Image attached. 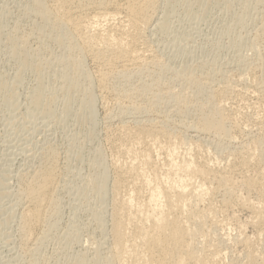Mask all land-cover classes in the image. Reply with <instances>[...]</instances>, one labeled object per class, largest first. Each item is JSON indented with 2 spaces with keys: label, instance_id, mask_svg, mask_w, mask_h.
I'll return each mask as SVG.
<instances>
[{
  "label": "rangeland",
  "instance_id": "rangeland-1",
  "mask_svg": "<svg viewBox=\"0 0 264 264\" xmlns=\"http://www.w3.org/2000/svg\"><path fill=\"white\" fill-rule=\"evenodd\" d=\"M28 1L31 0H0V76L5 78L9 85L19 78L14 89L13 106L11 107L4 99H0V180L3 182L2 189H0V211L4 212V215L0 216V223L2 222L0 224V264H33L36 259V264H100L106 256H109L113 246V234H111L113 221L111 219H113L116 201L120 198L132 199L135 195V198L139 196L135 200L132 199L135 204L146 205L149 198L147 195L150 196L151 191L148 187L151 186L152 189L154 186L155 188L161 186L160 189L168 190L171 189L170 183L173 179L175 184L179 181L187 182L188 176L177 172L178 165L182 166L183 163H189L192 166L207 165L216 173L230 171V175H234L233 180L237 181L234 187L232 186L233 193L226 188L227 192H224L226 190L215 182L206 186L207 189L209 188L206 190L208 193L205 192L202 197L205 202H201L198 209L207 219L204 218L205 221L203 220L200 224L203 225L202 227L199 225L201 231L196 225L200 233L195 237L194 246L197 247L198 253H204L203 256L199 255L209 262H206L207 264H248L250 256L258 264L261 260H263L261 264H264V234L258 232L251 224L253 222L252 209L249 206H247L249 208L243 206L244 202H249L258 209H263L264 190L261 191L262 193L248 192L243 187L242 181L244 180L240 179V177L246 179V176L256 177L257 182H262L259 185H263L264 188V161H262L264 158L261 161H253L254 164L252 162L253 165L249 170L241 166V160H234L236 156L240 157L244 153L245 149L242 148L248 146L249 149L253 148L258 151L254 152L256 156H264V102L262 101L264 100L262 87L264 82V0H159L151 22L141 27L134 45L135 49L138 48L137 51L140 53L143 51L142 53L147 58L145 61L148 66L150 65L140 76L138 74L126 80L114 76L108 83L109 87L106 86L107 88L103 89L98 83V66L88 56L83 57V68L85 69L83 70L87 71L93 79L92 81L90 78V84L92 83L94 89L91 86L96 103L92 115L79 110V102L84 98L81 92L83 98L79 93H75L76 102L71 113H64L67 96L62 92L59 80L61 64H57L63 50L56 43L47 42L45 37L33 32L38 20L28 14L27 3H30ZM120 23V19H114L109 23L110 25L103 23L100 30L106 32L108 26L118 28L122 25ZM15 35L17 37L19 35L29 36L26 50H29L31 54L33 52L32 55H36L37 61L39 58L42 59V65L47 62L51 63L45 64L46 68L43 67L44 85L47 90L46 99L52 96L55 99L50 114L41 109H34L31 104L30 96L40 86L39 77H36L37 74L32 70L20 68L18 62L14 60L10 41L15 38ZM42 37L44 42L40 40ZM45 42L47 46L49 45L48 47ZM42 45L44 47H41ZM152 59L157 66L152 65ZM160 66L166 73L163 75L166 78H164L165 82H169L166 85L170 87L169 84H171L174 92H184V97L192 101L187 111L182 113L183 117L177 112L178 106L175 103L166 101L160 104L151 115L147 113L135 116V114L122 111L127 104L121 101L122 91L149 84L153 74L161 72ZM194 70L197 73V79L200 78L199 81L205 82L207 91L198 82L189 86L188 81L179 80L175 76ZM84 83L87 84V82L82 83L85 88L87 85ZM224 89L227 93L220 95L222 96L220 101L217 98V104L225 113L228 136L219 138L214 134H195V125L198 122L197 108L199 105L207 104V109H209V96L212 93L213 95L218 94ZM81 117L84 119H80ZM152 118L155 121H165L169 125L172 137L168 142L166 139L163 140L164 148H160L163 147L162 145L153 147L152 162H154L153 166L156 164V168L143 169L142 173L145 174L142 176H146L143 181L147 182L140 181V184L142 183L139 186L140 190L133 192L132 196V186L129 185L117 194L114 185L117 174L115 168L117 165L126 164L130 159V156L123 152L125 149L122 145L123 138L120 130L123 126H140L148 119L153 120ZM169 142L171 144H168ZM256 143H261L262 147L254 148ZM166 144L168 146L175 144V146L168 148ZM50 148L56 150L53 165L57 181L55 180L53 192L55 195L53 196L56 198L58 204L56 209L57 207L58 209H55L56 212H48L49 214L47 213L45 217L46 223L38 227L31 240H25L21 234V219L26 205L19 196L22 188L21 178L24 177L22 174H30L38 170L44 161L43 153ZM98 153L103 156V163L106 166L107 176H109L108 192L104 199L96 196L88 188V183L92 181L91 178L94 179L102 172L95 165ZM125 158H127L126 161ZM169 170L177 171L171 173ZM239 180H242L240 182L242 185L239 184ZM191 181L196 182L192 185ZM191 181V187L189 180L187 182L188 191L196 188V185L197 188L201 185L197 178L193 181L192 177ZM181 182L175 187L181 186L179 185L182 184ZM156 183L159 184L158 187ZM173 183L174 181L172 186ZM235 186L238 191H235ZM143 187L146 191L148 190L149 194L145 193ZM162 200H160L161 203H163ZM5 211L8 212L6 215ZM3 212L1 211L0 214ZM98 214L101 215V219H98ZM197 222L195 221L194 224ZM52 226L54 227L51 228ZM240 227L245 232H242Z\"/></svg>",
  "mask_w": 264,
  "mask_h": 264
},
{
  "label": "bare ground",
  "instance_id": "bare-ground-1",
  "mask_svg": "<svg viewBox=\"0 0 264 264\" xmlns=\"http://www.w3.org/2000/svg\"><path fill=\"white\" fill-rule=\"evenodd\" d=\"M28 2H30L29 4L27 3L28 14L31 16H34L35 19L38 20V22L35 24V27L33 28V30H34L33 32L37 35L39 34V35H42L43 37H45L47 39L45 41H47V42L52 41V42L56 43V45H58L59 48L62 47L61 49L63 50L62 51L63 53H61L60 57L57 55L59 57V59L58 60L56 59V60L58 61L57 64H61L60 65L61 67H59V68H61V70L59 72L60 77L59 76H57V77L60 78V79L59 78L58 79L60 80V84L62 86V92L67 96V103H66L65 110H64L65 114L71 113L72 109L74 108L75 102H76L75 101V99H76L75 93L76 92H77V94L79 93L80 95H81V93L84 94L83 95L84 98L81 95L83 100H80V102H79V110L81 112H86L89 115H92L94 112L95 103H96L95 97H94L95 94H93L94 91H91L92 83L90 84V81L91 80L93 81V79L87 74V71L86 72L84 71L85 69L83 68V65H84L83 57L88 56L90 59H92L94 61V64L96 63V65L98 66V67L96 66L98 68V72H97L98 73L97 74L98 75V83L103 89L107 88L106 86H108L109 81L112 80V78L114 76H118L121 79L126 80V79H130L132 76H136L138 74L140 76L144 71H146L150 67V65L148 66L147 61H145L147 58L142 53L143 51L140 53L139 51H137L138 48L135 49L136 46H134V45H135V42L137 41V38L139 36L138 34H139L141 27H143L145 25L147 26L151 22V19L157 10V5H158L159 0H31ZM6 9H7V7H6ZM114 19H120V22H121L120 24H122V25L118 28H115L114 26H112V27L108 26V30L106 32H102L100 30V26L103 25V23L105 25H107V24L110 25L109 23L111 21H113ZM15 31H16V29H15ZM23 33H24V31H23ZM29 33H27V34H29ZM14 37L15 38L10 41L11 42L10 43L11 50L13 53L12 55H14V60H16L18 62L17 64H19L20 68L32 70L37 74L36 77H39L40 86L38 85L39 87L36 88L34 93L32 94V96H30L31 104L34 107V109L35 108L41 109V110H44L45 112L50 114V112L52 111V105H53V102L55 101V99H54V96H52V98L46 99V91L47 90H46L45 85H44V72H43L44 65L45 64L47 65L50 62H47V60H46L47 63H44V65H42L43 64V63L41 64L42 59L40 60V58L37 56V59L39 58V60H40V61L39 60L37 61L36 55L34 54L35 56H33L32 55L33 52L31 54V53H29V50L28 51L26 50V48H27L26 46L28 45L29 36H23V35L20 36L19 35L17 37L15 35ZM43 37L40 40H43ZM139 39H141V38H139ZM43 42H44V40H43ZM47 42H45V44ZM45 44L43 43L44 46H45ZM43 45L41 47H44ZM46 46H47V44H46ZM142 48H144V47H142ZM44 49L45 48H43V50ZM40 51H42V50L40 49ZM44 51H46V50H44ZM41 57L43 58V56H41ZM46 59H48V58H46ZM56 60H54V61H56ZM152 61H153L152 65L157 66V64L155 63V61L153 59H152ZM38 62H40V63H38ZM150 63H152V62H150ZM145 65H147V67ZM44 68H46V67H44ZM161 68L162 67L160 66V69ZM165 71H167V70H165ZM164 74L166 75V73H164L163 70L161 69V72L158 71V72H156V74H153L152 80L149 84L141 85L138 88L135 87V89L132 88L133 90H123L121 93L122 98L121 97L120 98H121V101L123 100L127 104L125 105V107H126L125 109L121 108L122 111L131 113V114H135V116H136V114L142 116V114L146 115L147 113H149L151 115L152 113H154V110H157L159 108L160 104L162 105V103H164V101H166L167 103L168 102L175 103L178 106V108H177L178 111L177 110L176 111L178 113H180L181 115H182V113L187 111V109L189 108L192 101H190L189 99L184 97V92L183 93H176V91L174 92V90H172V88H171L172 87L171 84H169L170 87L167 86L166 84H168L169 82H167V83L165 82L166 78H165V76H163ZM196 74L197 73H195V70H194V71L183 72L182 74L179 73L175 76L179 80L181 79V80L188 81L187 83L189 84V86L194 82H198L201 85V87L205 91H207V87L204 85L205 82L203 83L202 80L199 81L198 79H200V78L197 79ZM167 77H169V76H167ZM90 78H91V80H90ZM18 79L19 78L16 79L15 83H12V85H9L5 81V78L3 79L2 76H0V99H4L6 101V103H8L11 107L13 106V101L15 100L14 89H15V85L18 84ZM134 80H135V78H134ZM83 81L87 82V84L84 83L87 85V86H85V88L82 85ZM167 81H168V79H167ZM19 83H20V81H19ZM263 85H264V82H263ZM263 85H262V87L264 89ZM230 86H231V84H230ZM92 89H93V86H92ZM218 89H220V88H218ZM226 91L227 90L224 89V90L220 91L218 94L215 93L216 95L215 94L213 95V93H212V95L209 96V102H208L209 109H207V104L206 105H199V107L197 108L198 109V119H197L198 122L195 125V129L197 130V131L195 130V134L196 133L201 134V135L202 134H206V135H210V134L213 135L214 134V135L218 136L219 138L228 136L229 131H228V128L226 125L227 123H226V117L224 115L225 113H223L224 111L222 110V108H220L221 106H219L217 104V101L221 100L220 98L222 96H220V95L221 94L223 95ZM55 92H57V91H55ZM57 94H59V92ZM52 95H54V94H52ZM263 95H264V90H263ZM261 96H262V94H261ZM165 97H167V98L165 99ZM47 98H48V96H47ZM145 98H146V100H144ZM217 98H218V100H217ZM261 98H263V97H261ZM262 101L264 102V100H262ZM193 104H194V102L192 103V105ZM111 108H113V107H111ZM190 111H192V110H190ZM186 114H189V113H186ZM182 117H183V115H182ZM80 119H84V118L81 117ZM156 119L158 120V118H156ZM136 122L138 123V121H136ZM169 130H170L169 125L167 123H165V121H161V120L155 121V119H153V120L148 119L146 123H144L140 126L136 125V127H133V126L132 127L131 126L125 127V126H123V128L120 130V132H122V138H123V140H122L123 144L122 145H123V148L125 149L123 152H125L126 155L128 154L130 156V159L128 157L129 162H127L126 164H124L125 162H123L124 165H122V166L117 165V163L115 164V165H117V167L115 168L116 169L115 172L117 174L115 173L116 174V177H115L116 182H114V185H115V191L117 192V194L122 189L126 188L129 185L132 186L131 187L132 188L131 189L132 190L131 191L132 196H133V192H135L139 189V186L142 185V183L140 184V181H143L144 177L146 178V176H144V177L142 176L143 174H145V173H142L143 169L146 167L147 168H151V167L154 168L156 166V164H154L155 166H153L154 162H152V159H153L152 154L154 151L153 147L156 145H158L159 147H160V145L163 146V144H165V143H163L164 139H166L168 142L169 138L172 137L170 134L171 131H169ZM228 139H230V138H228ZM166 140H165V142H166ZM210 140H212V139H210ZM108 142H109V140H108ZM170 142H171V139H170ZM170 142L168 144H171ZM195 142H196V140H195ZM233 142H234V140H233ZM256 142H258V140H256ZM259 142H260V139H259ZM261 143H263V142H261ZM260 144L256 143V145H254V148L260 147L261 146ZM173 145L175 146V144H173ZM173 145H170V146L167 145V146H168V148H170ZM245 147H247V146H245ZM248 147L247 148L243 147L242 149L243 150L245 149L244 153L242 152L243 154H241L240 157L236 156V158L234 160H236V161H237V159L241 160L240 161L241 166L244 167V169L249 170L251 165L254 164L253 161H261V159L264 158V156L259 155V154H258L259 156H256V154L254 152H256L257 150L255 151V149H253V148L249 149ZM155 148H158V147H155ZM160 148H164V146L160 147ZM197 151H199V150H197ZM55 152H56V150H54L53 148H50L47 152L43 153L44 154V157H43L44 161L42 163V166L40 168H38V170L33 171L30 174H26V173H25L26 175L22 174L24 176L21 178V180H22V186L21 187L22 188L21 189L19 188L20 192L19 191L18 192H19L20 198L23 200V202L26 205V209L24 210L23 215H22V219H21L22 220V225H21V232L22 233L21 234H22L23 238H25V240H31L32 239V237L34 236L35 231L38 229V227L40 228L41 224L45 222V220H46L45 217L49 214L48 212H51V211L56 212V210L58 209V207L56 209V205L58 206V204L56 202V198H55V196H53V195H55V194H53V192H54V185L56 183L55 182L56 176H55V170H54V165H53V160L56 159L55 158V154H56ZM233 152H234V150H233ZM168 153H170V151ZM157 154H159V153H157ZM171 154H173V153H171ZM238 155H239V153H238ZM102 157L103 156L100 153H98V158L95 161L96 167L97 168L99 167L100 169L99 168L98 169L100 171L102 170V172L101 173L99 172L100 174L97 177H95L94 179L91 178L92 181H90L88 183V188L96 196H99L101 199H104L105 196L107 195V192H108L107 187H109V183H108L109 176H107L108 174L106 172V166H104L105 165L103 163L104 159H102ZM126 159L127 158H125V161H126ZM112 161H113V159H112ZM262 161H264V160L262 159ZM252 162H253V164H252ZM118 164H120V163H118ZM178 167H179L178 171L177 170H174V171L185 173L188 176L187 182L189 180V185H190V181H191L192 177H193V181H194V178H197L198 180H200L201 185L199 184L200 186L198 188L196 185V188H194V189L190 188L192 190L188 191L189 188H187L188 187L187 182L179 181L182 183V184H179L181 186L175 187V185L178 184L179 182L176 181L178 183L175 184V180L173 179L172 182L174 181V183H173L174 185L172 186V182H171L170 183L171 189H168V190L167 189H164V190L160 189L161 186H160V188H155V186H154V188H152V189L150 188L151 186L150 187L147 186L148 190H151V191H150V196H148L146 194L147 197H149L148 201L147 202L145 201L147 203L146 205L143 203H142V205L134 203V201L132 199L135 200V199H137V197L139 198V196H137V195H136L137 196L136 198L134 197L135 196L134 195L133 196L134 198L131 196L132 199L129 197L130 199H128V200H125L126 198L124 200L122 198L118 199L116 201V204H115L116 206H115V209L113 211L114 212L113 217L111 216L113 218V219H111L113 221L112 222L113 223L112 233H111V234H113V237H112L113 238L112 239L113 246L111 248V253L109 254V256L108 257L106 256L107 258L105 257V259L101 263L99 262L100 264H207L206 262H208V261H206L205 258L201 257V255L202 254L204 255V253H198L199 251L196 250L197 247L194 246L196 244L195 243V237L197 235H199V233L201 231V228L199 227V225L202 224L204 218H206L203 216V213L201 214V212H200L201 210L198 209L199 204L205 200V199L202 200V197L205 194L206 190L209 189V188L208 189L206 188V186L208 184H210V183L212 184L213 182H215L223 190L226 188L227 190H229L233 193V191H232L234 189L233 185L235 183H237V181L233 180L234 175L231 176L229 173L230 171L224 172V173H216V172H214L215 170L214 171L211 170L212 168L210 169L209 167H207V165L192 166L189 163H183L182 166L178 165ZM259 167H260V165H259ZM252 168H254V167H252ZM172 169H173V167H172ZM236 169H238V168H236ZM23 171H25V170H23ZM169 171H171V170H169ZM174 171L172 170L171 173H173ZM231 174H232V171H231ZM179 175H181V174H179ZM256 175H258V173ZM172 176H171V179H172ZM174 176H175V174H174ZM181 176H183V175H181ZM147 177H149V175ZM185 177L183 178L184 180H185ZM241 178L244 180V181L241 180L243 183V187L248 192H253V191L254 192L255 191H259V192L262 191L263 192V190H264V188L262 187L263 185L262 184H261L262 186L259 185V183H262V182H257L258 179H256V177L252 178V177L246 176V179H244V177H240V179ZM157 179H159V178H157ZM178 179L181 180V178L179 176H178ZM234 181H236V182H234ZM241 181L240 180L238 181L239 184H241L240 183ZM143 182L146 183L147 181L145 180ZM194 182H196V181H194ZM194 182H192V185L194 184ZM148 183H150V182H148ZM154 184H155V182H154ZM157 185H159V184L156 183V186ZM2 186H3V182H2V180H0V189H2L1 188ZM190 187H191V185H190ZM193 187H195V186H193ZM4 188H5V185H4ZM235 189H236L235 191H238L237 187ZM144 190H145V188H144ZM148 190L147 191L145 190L146 191L145 193H147ZM227 190L224 192H227ZM2 191H4V190H2ZM3 193L1 195H3ZM124 193H125V191H124ZM206 193H208V192H206ZM234 193H236V192H234ZM11 194H12V192H11ZM138 194L140 195V193H138ZM148 194H149V192H148ZM205 196H207V195H205ZM239 197H241V196L239 195ZM161 199H163L162 200L163 203L160 202ZM245 201H246V199H245ZM14 205H15V203H14ZM134 205H136V206H134ZM230 205H231V203H230ZM243 206L246 208L250 207V209H252V211H253V222L251 224H253L255 226V228L257 229L258 232L264 234V211H263L264 208L258 209L257 206H254L253 204H251L249 202H244ZM247 206H249V207H247ZM2 207H3V205H2ZM233 207H235V206H233ZM49 209H50V211H49ZM4 210L8 211L5 208H4ZM1 211L3 212V210H1ZM6 211H5V215H6V213H8ZM1 215H4V212H3V214H0V216ZM209 215H210V213H209ZM97 217H98V219H101L100 214H98ZM195 221H198V222L194 224ZM196 225H198V227L200 228V231L197 229ZM200 226L202 227L203 225H200ZM53 227L54 226H52L51 228H53ZM241 227H240V230H242ZM3 232H4V230H3ZM242 232H245V230L244 231L242 230ZM200 235L203 236L204 234H200ZM248 239L246 240L247 242H248ZM26 242H28V241H26ZM244 243H246V242H244ZM248 243H246V244H248ZM251 250H253V249H251ZM199 254H201V255H199ZM208 258H207V260H208ZM36 260L34 261V263L36 262ZM98 261H101V260H98ZM209 261H211V259H209ZM262 261L263 260H261V262ZM261 262H259V263L261 264ZM248 264H258V262L252 256H250V261L248 262Z\"/></svg>",
  "mask_w": 264,
  "mask_h": 264
}]
</instances>
